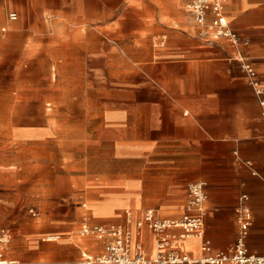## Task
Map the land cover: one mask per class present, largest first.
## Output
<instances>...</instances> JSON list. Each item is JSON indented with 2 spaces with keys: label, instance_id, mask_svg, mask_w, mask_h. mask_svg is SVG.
<instances>
[{
  "label": "crops",
  "instance_id": "0c3cea01",
  "mask_svg": "<svg viewBox=\"0 0 264 264\" xmlns=\"http://www.w3.org/2000/svg\"><path fill=\"white\" fill-rule=\"evenodd\" d=\"M189 1L0 0V76L13 77L3 81L13 106L16 75L37 72V66L40 73L47 72L50 63L54 72L75 77L58 87L87 109L85 124L71 136L57 134L49 124L48 94L40 101L44 126L16 127L12 109L4 127L8 145L56 136L62 147L79 138L107 149L124 165L117 177L105 176L109 188L104 196L92 192L87 203L96 206L128 187L139 205L125 208L117 201L107 214H95L94 207L85 211L134 233L133 243H141L150 259L171 250L183 230L170 227L160 233L148 225L137 227L138 222L149 210L155 220L181 219L190 183H206L205 240L211 252L203 251L202 239H187L179 248L189 257L234 246L236 209L243 195L254 222L263 212L264 120L240 57L253 66L264 87V0H222L238 45L200 35L186 8ZM11 13L18 18L10 19ZM54 102L63 104L57 98ZM71 182L75 188L74 174ZM64 203L65 211L46 216L54 224L52 231L41 226L45 233L24 235L27 253L4 260L6 264H75V241L69 235L75 208ZM252 230L253 225L249 249L264 255L251 250ZM39 235L58 238L38 240ZM163 239L170 246H163ZM63 245H71L72 252H59ZM78 246L82 254H99L105 243L92 237Z\"/></svg>",
  "mask_w": 264,
  "mask_h": 264
},
{
  "label": "rangeland",
  "instance_id": "374dc122",
  "mask_svg": "<svg viewBox=\"0 0 264 264\" xmlns=\"http://www.w3.org/2000/svg\"><path fill=\"white\" fill-rule=\"evenodd\" d=\"M54 32H58L56 27ZM48 32H52L48 26ZM16 75V104L13 106L12 95L5 94L4 82H12L10 75L0 76V234L3 229L12 233V239L4 251L2 260H13L18 254L27 253L24 245V235L35 231L39 233L45 230L41 226L48 227L52 231L54 224L47 221L46 216H51L65 211L64 202H71L75 208V215L70 214V225L73 231L69 233L75 241V264H82V250L80 241L92 239L82 237L80 234L82 224H102L111 226L108 219L92 217L86 209H92L95 214H107L111 212L112 204L119 201L125 208L139 205L131 199L129 188L118 194H112L102 203H87L88 196L96 192L103 197L105 189L109 188L105 176L114 178L119 175L124 163L115 159L104 147H93L86 140L75 138V145L69 143L62 147L60 138L52 136L46 141L33 140L31 143L8 145L5 136L7 116L15 109V126L41 127L44 126V106L40 103L41 97L48 94L52 100L47 105L49 124L56 133L67 132L75 135L85 124L82 120L86 116L87 109L81 105L82 101L65 96V91L59 89L63 80L72 81V75L58 74L51 69L48 63L47 72ZM20 98L24 100L19 101ZM63 104H57L54 99ZM74 116V117H72ZM79 120V121H78ZM81 131V130H80ZM55 133V135H56ZM65 150V151H64ZM16 168H12V167ZM75 175V188L71 182V175ZM75 192V199L73 195ZM63 202V205L60 204ZM261 216L255 215V222L250 240L251 250L254 253L264 254V203ZM69 212V211H68ZM109 222V223H107ZM233 229H231L232 231ZM237 231V223L235 234ZM58 235H39L41 238L50 239ZM33 244V243H31ZM59 252L67 254L72 252L71 245H63Z\"/></svg>",
  "mask_w": 264,
  "mask_h": 264
},
{
  "label": "built area",
  "instance_id": "2783aa9c",
  "mask_svg": "<svg viewBox=\"0 0 264 264\" xmlns=\"http://www.w3.org/2000/svg\"><path fill=\"white\" fill-rule=\"evenodd\" d=\"M187 11L192 16L195 24L199 27L200 35L216 38H227L234 45L240 42L239 35L233 31L230 22L224 12L222 0H190L186 5ZM16 13L10 14V19L16 20ZM242 68L246 73L249 84L254 88L260 99L262 118L264 120V87L257 79V73L253 66L245 62L242 57ZM247 195L240 198L236 209L237 224L239 226L237 240L234 246L227 252L209 254L204 259L193 260L187 254L174 246L168 252L157 255L150 259L144 255L141 243H133L132 234L122 226L90 225L84 222L80 234L82 237H95L105 243L104 249L99 254L84 252L82 264H264V255L251 253L247 239L254 222L252 211L246 206ZM208 193L206 183L197 181L188 185V200L186 212L179 220H155L153 211L149 210L144 214L143 220L138 222V227L148 225L157 232H162L170 227H177L183 233L177 238H185L187 235H201L203 240L202 249L204 252H211V246L205 240L206 204ZM129 213V212H128ZM12 235L9 230L3 229L0 234V258L11 242ZM163 246H170L168 240L163 239ZM174 246V247H173ZM135 248L137 251H135Z\"/></svg>",
  "mask_w": 264,
  "mask_h": 264
},
{
  "label": "bare ground",
  "instance_id": "6f19581e",
  "mask_svg": "<svg viewBox=\"0 0 264 264\" xmlns=\"http://www.w3.org/2000/svg\"><path fill=\"white\" fill-rule=\"evenodd\" d=\"M137 227H138V224H137ZM132 235H134V233H133ZM187 239H197V240H200V241H201V235H196V234L187 235V236H185V238L179 239L178 241H176V242L173 243V244H175L174 246L181 247L182 244H183V243L185 242V240H187ZM204 257H205V256L200 257V258H193V257H190V258L196 261V260H199V259H204ZM155 258H156V256L153 257V259H155ZM5 262H6V261L0 259V264H6Z\"/></svg>",
  "mask_w": 264,
  "mask_h": 264
}]
</instances>
